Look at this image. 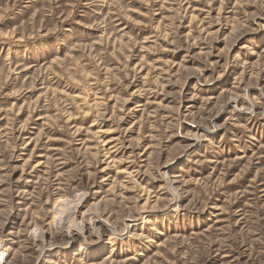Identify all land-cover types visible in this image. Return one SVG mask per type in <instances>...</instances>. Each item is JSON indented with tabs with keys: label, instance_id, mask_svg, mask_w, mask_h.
I'll list each match as a JSON object with an SVG mask.
<instances>
[{
	"label": "rangeland",
	"instance_id": "obj_1",
	"mask_svg": "<svg viewBox=\"0 0 264 264\" xmlns=\"http://www.w3.org/2000/svg\"><path fill=\"white\" fill-rule=\"evenodd\" d=\"M0 264H264V0H0Z\"/></svg>",
	"mask_w": 264,
	"mask_h": 264
},
{
	"label": "bare ground",
	"instance_id": "obj_2",
	"mask_svg": "<svg viewBox=\"0 0 264 264\" xmlns=\"http://www.w3.org/2000/svg\"><path fill=\"white\" fill-rule=\"evenodd\" d=\"M83 231V230H82Z\"/></svg>",
	"mask_w": 264,
	"mask_h": 264
}]
</instances>
